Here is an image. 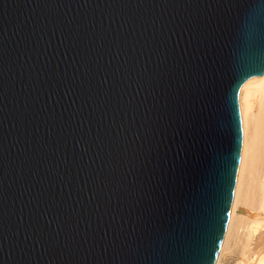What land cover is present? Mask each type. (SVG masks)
I'll return each mask as SVG.
<instances>
[{
    "label": "water",
    "instance_id": "1",
    "mask_svg": "<svg viewBox=\"0 0 264 264\" xmlns=\"http://www.w3.org/2000/svg\"><path fill=\"white\" fill-rule=\"evenodd\" d=\"M264 71V0H0V264H213Z\"/></svg>",
    "mask_w": 264,
    "mask_h": 264
},
{
    "label": "bare ground",
    "instance_id": "2",
    "mask_svg": "<svg viewBox=\"0 0 264 264\" xmlns=\"http://www.w3.org/2000/svg\"><path fill=\"white\" fill-rule=\"evenodd\" d=\"M239 122L232 199L213 264H221L227 254L241 257L235 264H264V71L241 92Z\"/></svg>",
    "mask_w": 264,
    "mask_h": 264
},
{
    "label": "rangeland",
    "instance_id": "3",
    "mask_svg": "<svg viewBox=\"0 0 264 264\" xmlns=\"http://www.w3.org/2000/svg\"><path fill=\"white\" fill-rule=\"evenodd\" d=\"M242 210H245V212H248V210L246 208H243ZM224 258L225 259H223L221 264H223V263L224 264H235V263H239L241 261V257L238 254H235V256H234V254L233 255L227 254ZM239 258H240V260H239Z\"/></svg>",
    "mask_w": 264,
    "mask_h": 264
}]
</instances>
